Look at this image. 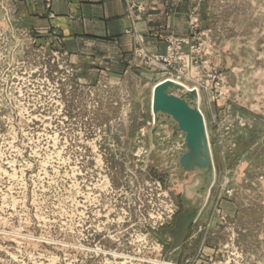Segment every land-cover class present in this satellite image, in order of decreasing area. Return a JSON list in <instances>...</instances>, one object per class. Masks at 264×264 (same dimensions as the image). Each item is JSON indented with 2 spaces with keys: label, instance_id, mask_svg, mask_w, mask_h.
<instances>
[{
  "label": "rangeland",
  "instance_id": "374dc122",
  "mask_svg": "<svg viewBox=\"0 0 264 264\" xmlns=\"http://www.w3.org/2000/svg\"><path fill=\"white\" fill-rule=\"evenodd\" d=\"M124 1L146 31L103 69L53 0H0V264H264V0ZM166 80L201 94L207 192L155 124Z\"/></svg>",
  "mask_w": 264,
  "mask_h": 264
},
{
  "label": "crops",
  "instance_id": "0c3cea01",
  "mask_svg": "<svg viewBox=\"0 0 264 264\" xmlns=\"http://www.w3.org/2000/svg\"><path fill=\"white\" fill-rule=\"evenodd\" d=\"M52 8L51 22L60 29L65 51L83 68L123 69L146 31L131 18L124 0H53Z\"/></svg>",
  "mask_w": 264,
  "mask_h": 264
},
{
  "label": "water",
  "instance_id": "95a60500",
  "mask_svg": "<svg viewBox=\"0 0 264 264\" xmlns=\"http://www.w3.org/2000/svg\"><path fill=\"white\" fill-rule=\"evenodd\" d=\"M180 91V95L176 92ZM198 92L188 91L184 86L166 80L158 84L153 92L152 111L155 124L162 117L168 130L175 136L179 131L184 134L185 152L179 164L185 171L195 174L193 191H209L215 179V164L208 137L205 117L197 104ZM198 208L205 205L197 199Z\"/></svg>",
  "mask_w": 264,
  "mask_h": 264
},
{
  "label": "bare ground",
  "instance_id": "6f19581e",
  "mask_svg": "<svg viewBox=\"0 0 264 264\" xmlns=\"http://www.w3.org/2000/svg\"><path fill=\"white\" fill-rule=\"evenodd\" d=\"M198 90V89H197ZM188 91H193V90H188ZM199 99V101L197 102V104L198 103H200L201 102V94L199 93V97H197V100ZM152 100H153V98H152ZM199 105V104H198ZM200 108V107H199ZM208 137H209V135H208Z\"/></svg>",
  "mask_w": 264,
  "mask_h": 264
}]
</instances>
